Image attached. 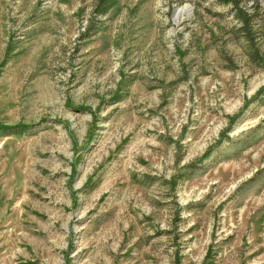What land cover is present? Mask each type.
<instances>
[{
	"label": "rangeland",
	"instance_id": "obj_1",
	"mask_svg": "<svg viewBox=\"0 0 264 264\" xmlns=\"http://www.w3.org/2000/svg\"><path fill=\"white\" fill-rule=\"evenodd\" d=\"M0 264H264V0H0Z\"/></svg>",
	"mask_w": 264,
	"mask_h": 264
}]
</instances>
